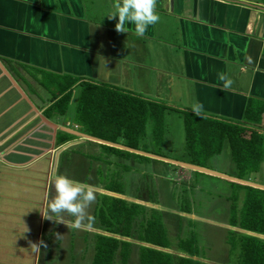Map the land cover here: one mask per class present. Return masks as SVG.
<instances>
[{
    "label": "crops",
    "instance_id": "obj_1",
    "mask_svg": "<svg viewBox=\"0 0 264 264\" xmlns=\"http://www.w3.org/2000/svg\"><path fill=\"white\" fill-rule=\"evenodd\" d=\"M113 3L0 0V264H92L103 238L117 241L111 264L120 259L119 242H126V252L139 261L142 247L160 252L178 247L166 225L193 205L206 206L210 224L222 216L229 229L224 252H236L230 241L243 236L264 241V234L239 225L246 199L264 201V157L253 170L237 168L229 148V169H218L213 161L228 145L224 140L218 153L197 165L229 177L224 178L165 160L189 163L190 158L185 148L180 158L163 153L166 134L153 143L149 121L141 137L125 127L114 141L64 130L86 134L74 109L79 90L97 84L164 104L163 124L170 114L181 120L180 111L193 112L199 102L200 115L240 123L242 136H262L264 148V0H157L161 19L143 37L134 34L132 24L127 33L115 31L118 17H107ZM219 73L232 81L227 89ZM66 91L61 112L54 102ZM248 100L261 111L255 123L243 120ZM57 175L93 187L91 229L73 228L74 218L67 214L64 223L56 215L43 217ZM176 195L184 198L182 208L173 201ZM116 199L139 207L126 235L112 231L118 224L108 208ZM152 212L168 247L139 239ZM40 241L36 252L29 242Z\"/></svg>",
    "mask_w": 264,
    "mask_h": 264
},
{
    "label": "trees",
    "instance_id": "obj_2",
    "mask_svg": "<svg viewBox=\"0 0 264 264\" xmlns=\"http://www.w3.org/2000/svg\"><path fill=\"white\" fill-rule=\"evenodd\" d=\"M68 97L69 91L64 92L54 102V107L62 112L66 107ZM164 109H166L164 104L126 93L116 87L87 84L86 87L79 90L74 118L80 131L107 141H114L125 127L134 128L137 137H141L144 134L145 124L149 121L152 141L158 142L162 133ZM180 112L185 133L184 148L189 155V163L203 165L209 156L220 151L224 140L228 142L232 159L237 168L247 166L250 170H253L256 161L264 157L262 136L252 133L250 138H244L242 135L245 128L240 123H227L203 115L196 116L193 112L185 110ZM260 112V109H254V106H251L248 100L243 111V120L255 123L259 120ZM250 129L256 128L252 126ZM64 135L65 137H71L67 133H64ZM261 201V211L258 213L257 209L260 208ZM263 205L264 201L261 198L253 197L251 200L248 198L246 201L247 207L241 214L240 227L264 234ZM138 208L135 204L127 206L120 199L113 200L108 211L110 217H113L115 223L118 224V228H114L112 231H122L124 234L122 232L121 234L126 235L131 219L138 215ZM98 213L102 214L104 211L99 210ZM234 213L233 210L232 217ZM139 239L159 247L170 245L162 225L153 212L150 214V219L146 221ZM230 243L236 248V252H229L237 257L235 264H264V241L243 236L235 241H230ZM116 245L117 241L115 239L103 238L102 242H98L96 245L92 264H110ZM119 245L120 264H123L127 244L126 242H119ZM177 245L180 250L185 253L188 252V254H194L193 252L196 251L195 241L192 239L179 240ZM139 264L202 263L185 256H175L173 258L168 252L142 247L139 252Z\"/></svg>",
    "mask_w": 264,
    "mask_h": 264
},
{
    "label": "rangeland",
    "instance_id": "obj_3",
    "mask_svg": "<svg viewBox=\"0 0 264 264\" xmlns=\"http://www.w3.org/2000/svg\"><path fill=\"white\" fill-rule=\"evenodd\" d=\"M150 126L151 125H149V127ZM149 131L150 130H148V133ZM162 131L166 134L164 144L161 148L163 153L171 157H182L184 152L185 133L178 114H170L165 118L164 124L162 126ZM153 143L157 144V142L154 141ZM155 144L152 145V149L154 150L157 149V147L154 146ZM229 153V147L228 145H225L218 157V161H213V164L218 169L228 170L230 164L228 160ZM201 197L202 195H200L199 198ZM251 199L252 198L250 197V200ZM173 201H175V205L179 208H182L184 206V198H181V196H173ZM203 204L205 205L206 203ZM259 205L260 208L257 209L258 213H260L261 211L262 201ZM246 207V204H244V209ZM262 208H264V205L262 206ZM180 211L185 214L179 212L178 215L176 212L177 217L173 219L172 226L166 225L169 228L168 238L174 244H177L179 240L192 239L195 241L197 252H193L194 254H188V252H179L177 246H171L168 247L166 251L170 253L173 258L175 256H185L193 261H197L202 264H235V262L237 261V257L233 254H230V257H228L229 252H224L221 248V246L223 245L222 242L225 241L224 239L226 238V236H228L227 232L229 230L228 227L225 226V223L221 218L222 216H220V218H216L215 223L210 224V221L212 220L209 217H211L212 215L209 214L206 206H203L202 208V205H200L195 208V206L193 205L190 206V210L187 209V211H183L182 209H180ZM172 216L174 217L175 213L172 214ZM191 220H195L197 224H189L193 223ZM129 253L130 252H126L125 261L129 264H139L138 256H136V258H131L129 256ZM120 261V259L115 258L112 264H120ZM123 264H125V262Z\"/></svg>",
    "mask_w": 264,
    "mask_h": 264
},
{
    "label": "clouds",
    "instance_id": "obj_4",
    "mask_svg": "<svg viewBox=\"0 0 264 264\" xmlns=\"http://www.w3.org/2000/svg\"><path fill=\"white\" fill-rule=\"evenodd\" d=\"M157 0H114L112 5L113 11L107 16L109 20L118 17L115 25L117 33H127L129 29L127 24L134 25V34L143 37L149 28L160 21V16L156 12ZM105 63V62H104ZM218 78L224 82L225 89L230 87L232 81L224 74L219 73ZM193 114L200 116L203 111V104L196 102L193 105ZM55 195L47 205V216L43 217L51 220L52 215L60 217L59 223H64V216L74 218L70 221L71 226L75 229H91L94 223V217L90 214L89 209L96 201V194L91 185L81 184L70 179L65 175H57L54 182ZM57 237L60 238L59 234ZM30 247L40 251L39 245L29 242ZM46 247V245H44Z\"/></svg>",
    "mask_w": 264,
    "mask_h": 264
},
{
    "label": "water",
    "instance_id": "obj_5",
    "mask_svg": "<svg viewBox=\"0 0 264 264\" xmlns=\"http://www.w3.org/2000/svg\"><path fill=\"white\" fill-rule=\"evenodd\" d=\"M24 98H25V96H24ZM64 130H66L67 132L72 133V134H77V135H80V136H84V137H88V138H91V139L99 140V139L94 138L92 136H89V135H86V134H83V133H79V132H75V131L70 130V129H64ZM99 141H102V140H99ZM109 144H111V143H109ZM165 160H167V161H169L171 163L177 164V165H181V166H184V167H187V168H190V169L198 170V171L205 172V173H208V174H212V175H215V176L224 177V178L227 177V176H225L223 174L214 172L212 170H209V169H206V168H203V167L191 164V163L181 162V161L172 160V159H165ZM227 178H229V177H227Z\"/></svg>",
    "mask_w": 264,
    "mask_h": 264
}]
</instances>
